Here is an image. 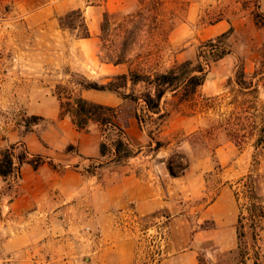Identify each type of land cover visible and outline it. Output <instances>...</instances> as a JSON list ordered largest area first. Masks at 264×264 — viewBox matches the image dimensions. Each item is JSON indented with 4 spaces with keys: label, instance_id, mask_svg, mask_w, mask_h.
<instances>
[{
    "label": "rangeland",
    "instance_id": "rangeland-1",
    "mask_svg": "<svg viewBox=\"0 0 264 264\" xmlns=\"http://www.w3.org/2000/svg\"><path fill=\"white\" fill-rule=\"evenodd\" d=\"M99 1L0 0V158L5 149L15 146L10 140L23 136L28 128L40 133L46 128L51 120L48 117L60 110L55 96L57 86L72 89L73 72L87 73L88 78L101 82L109 81L106 79L113 73L109 67L88 70L77 43L81 28L64 30L58 17L81 8L88 27H98L96 51L102 50L105 56L103 46L113 43L115 48L119 31L102 34L103 13L142 10L146 19L138 43L129 53L130 64L121 65L118 70L127 72L130 66L147 74L167 72L177 62L210 60L206 44L221 35L212 25L222 19L227 26L233 23L234 33L223 39L229 53L210 63L207 79L195 96L181 101L172 91L168 92L161 101L165 118L143 112V102L126 100L120 106L118 123L132 141L139 132L138 127H131L135 112L140 110L145 117V139L141 144L133 142V150L141 151L133 164L152 168L162 176L177 152L185 153L191 161L189 181L182 182L180 193L174 198L177 214L167 208L158 217L125 219L128 235L135 244L132 264H155L150 257V241H155L159 246L155 249L167 256L194 250V256L186 258L184 264H237L240 208L235 191H241L242 179L252 173L258 192L264 196V144L256 149L259 135L246 139L243 136L244 128L248 131L254 124L264 126V86L243 92L235 83L243 68L250 78L263 56L264 28L246 10L255 7L254 0H164L158 4L152 0ZM134 90L138 94L144 85ZM33 117L40 119L35 121ZM115 135L114 131H106L109 145ZM156 141L164 144L157 155L152 150ZM23 149L18 145L16 154ZM199 160L208 162V171L199 165ZM163 161L165 164H161ZM143 166L140 169L144 170ZM169 183L167 177V188ZM220 194L232 200L233 210L217 225L205 209ZM162 214L171 217L167 225ZM3 239L0 236V264H17V257L4 250ZM261 245L264 249V243ZM77 264L95 261L90 255L87 261L81 257Z\"/></svg>",
    "mask_w": 264,
    "mask_h": 264
},
{
    "label": "crops",
    "instance_id": "crops-1",
    "mask_svg": "<svg viewBox=\"0 0 264 264\" xmlns=\"http://www.w3.org/2000/svg\"><path fill=\"white\" fill-rule=\"evenodd\" d=\"M246 10L253 17L254 7ZM259 11L264 15V0L259 2ZM228 24L222 19L212 26L222 35L231 27L235 31L233 23ZM89 30L91 37L77 42L88 70L109 67L113 71L110 76L123 73L118 70L121 65L100 62L96 51L99 29L93 25ZM80 93L107 106H121L126 101L108 91ZM48 118L51 120L41 133L31 131L10 140L16 146L15 153L22 145L30 158L41 156L45 162L35 168L30 163L20 164L15 158L12 175L0 176V236L4 238V250L17 257V264H77L81 257L87 261L90 255L95 264H132L135 244L128 235L125 219L158 217L167 208L177 214L174 198L180 193L182 182L189 181L191 164L182 177L172 176L168 166L161 176L152 168L133 164L141 151L134 150L133 157L117 161L112 144L98 125L79 131L70 118L60 117V110ZM131 127L139 128L132 141L125 133L133 149V142L144 141L145 129L137 119L131 121ZM103 141L111 148L106 155L101 152ZM68 146L75 151H67ZM161 150L153 152L157 155ZM203 161L198 163L208 171L209 164ZM142 166L144 170L140 169ZM229 210H233L232 200L220 194L205 213L220 225ZM194 252L166 254L161 264H184Z\"/></svg>",
    "mask_w": 264,
    "mask_h": 264
},
{
    "label": "trees",
    "instance_id": "trees-1",
    "mask_svg": "<svg viewBox=\"0 0 264 264\" xmlns=\"http://www.w3.org/2000/svg\"><path fill=\"white\" fill-rule=\"evenodd\" d=\"M100 0L99 2H104ZM164 2V0H152L153 3ZM89 2V1H88ZM260 0H254V11L251 12L258 26L264 28V15L259 11ZM145 14L142 10L137 13H110L105 11L102 16L101 32L115 31L118 29L119 34L116 37L119 43L115 48L112 45L103 46L106 49L105 56H102L103 51L97 52L100 62L112 64L115 66L130 64V51L138 43L139 34L143 27L142 23L145 20ZM59 25L64 30L76 31L78 26L81 28L77 34V39H86L91 37V33L81 8L74 9L64 16L58 17ZM119 22V24H117ZM144 24V23H143ZM117 25L115 29H112ZM234 33V28L231 27L226 33L218 36L216 39H211L206 46L210 48V60L194 63L192 60L177 62L169 71L164 73L147 74L137 72L130 66L127 72L114 74L109 77V81L101 82L92 80L87 76L73 72L72 84L70 89L63 85L57 86L55 96L60 103V117L70 118L74 126L79 131H89L92 125H98L101 131L106 134V131L116 132L115 138L111 140L112 147L116 154V160L121 161L133 157L136 153L130 147L125 139V131L118 123L120 118V106L113 107L99 104L90 101L83 97L81 90H97L116 93L124 100H132L135 102H143L141 110L147 114L158 115L159 118H165L162 114L161 101L163 97L170 91L174 96L179 97L181 101L190 100L198 92V89L205 83L207 79V68L211 62H216L223 59L229 52L223 44V39ZM108 37H111L108 34ZM101 40L105 38L100 36ZM106 41L110 42V40ZM225 47V48H224ZM118 51V54L115 52ZM235 83L243 92L256 91L262 85L264 86V47L263 56L255 67L250 78L246 77L245 69L238 72ZM144 85V90L138 94L134 88L138 85ZM135 118L140 126L145 129V117H142L140 110L135 112ZM36 121L39 117H33ZM247 129V128H246ZM244 128V138L248 136H258L255 142V148L258 149L264 144V126L250 127V130ZM33 130L27 129L26 133ZM259 132V133H258ZM153 140L154 138L151 137ZM152 144L150 148H152ZM164 147L161 141H156V146L153 151H159ZM110 146L107 142L101 143V152L103 155L108 153ZM16 146H11L5 149L0 158V176L8 178L12 175L15 169V158L20 164L30 163L35 168H38L45 159L41 156L29 157L25 148L19 154L15 153ZM67 151H75L73 146H68ZM190 159L183 152H177L168 161V169L172 176L182 177L190 167ZM242 189L240 192L235 191V196L239 204L240 212L237 220V264H248V261L253 260L254 264H261L264 260V249L261 243H264V196L257 190L256 179L254 174L250 173L242 179ZM244 199L245 203L241 204ZM165 216V215H164ZM155 217V216H153ZM166 223L170 220V215H166ZM250 238V239H249ZM155 241H150L151 259L155 264H161L165 258V252H162ZM136 264V263H135ZM149 264V263H147Z\"/></svg>",
    "mask_w": 264,
    "mask_h": 264
}]
</instances>
